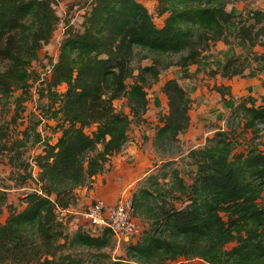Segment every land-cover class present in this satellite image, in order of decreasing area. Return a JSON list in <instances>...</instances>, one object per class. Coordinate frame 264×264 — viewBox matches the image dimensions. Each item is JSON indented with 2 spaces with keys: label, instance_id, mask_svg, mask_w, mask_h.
<instances>
[{
  "label": "trees",
  "instance_id": "obj_1",
  "mask_svg": "<svg viewBox=\"0 0 264 264\" xmlns=\"http://www.w3.org/2000/svg\"><path fill=\"white\" fill-rule=\"evenodd\" d=\"M243 1L156 0L153 15L139 0H91L80 31L65 25L56 62L39 91L45 100L42 114L54 123L50 130L58 136L32 158L36 188L22 197L20 210L6 206L7 217L0 223V264H83L66 250L100 252L112 246L107 229L96 236L77 230L68 237L58 211L75 205V190L86 187L110 157L122 151L130 126L141 123L147 111L146 90L162 70L195 64L217 43L228 44L233 25L240 42H260L264 10L237 15L226 10ZM51 4L0 0V105L19 91L14 113L28 99L30 66L59 23ZM154 17L161 19L160 26ZM254 60L262 61L264 55ZM245 67V61L229 58L219 76H242ZM129 79L132 83L127 84ZM161 91L167 111L152 145L162 150V158L171 159L168 150L189 125V107L175 81H166ZM120 99L128 113L115 109ZM228 117L224 133L215 132L203 147L187 153L188 165L195 167L189 184L168 160L162 163L169 167L164 173L148 175L133 192L132 212L145 215L150 223L127 246L125 264H165L178 258L264 264V153L256 142L264 131V105L255 106L247 97ZM38 138L35 134L33 143ZM7 141L8 128L1 123V150ZM25 141L24 136L14 139L7 148L14 150L9 162L23 166L24 172L27 165L18 163L21 153L14 147ZM238 146L243 149L236 151ZM24 176L31 178L30 172Z\"/></svg>",
  "mask_w": 264,
  "mask_h": 264
},
{
  "label": "rangeland",
  "instance_id": "obj_2",
  "mask_svg": "<svg viewBox=\"0 0 264 264\" xmlns=\"http://www.w3.org/2000/svg\"><path fill=\"white\" fill-rule=\"evenodd\" d=\"M150 13L154 15L156 0H139ZM91 0H52V7L59 17V23L53 36L46 46H43L37 59L32 62L30 71L33 74L29 81L30 87L28 99L22 103L19 111L14 113V99L19 95V91L13 93L10 99L0 105V124L7 125L8 141L6 149L0 147V223L7 217L6 206H13L20 210L22 207V197L34 191L36 188L34 179L37 170L33 165L32 158L40 152L45 142L54 143L56 133L51 132L54 123L47 121L42 114V106L45 100L39 97V91L43 87L41 83L48 79L52 66L56 62L59 42L63 37L65 25L68 24L75 31L81 30V23L84 14L89 9ZM227 12L232 15L245 13L248 10H264V0H245L241 3H234L226 7ZM157 26L161 25V19L154 17ZM235 26L230 27L231 36L228 44L217 43L208 51L202 53L195 64L180 68L171 65L162 70L158 80L151 84L147 92V111L142 116V122L132 124L119 157L117 166L122 167L121 171L129 170L131 173L139 170V176L147 174L153 170L154 173L161 170L166 171L169 167L176 168L180 177L186 184L191 182L195 167L188 165L187 153L192 149L201 148L215 132L224 133L226 131V121L228 114L242 99L250 97L255 106L264 105V60H254L264 55V37L254 46L242 43L234 35ZM229 58H236L246 62L242 76H236L227 80L219 76L222 64ZM176 58H172L175 61ZM147 61L141 62L142 65ZM172 79L186 93V101L189 107L188 117L190 121L189 129L181 132L177 137V142L168 150L171 155V165L162 167V150L152 148L151 141L154 138L156 127L160 125L161 117L166 113V99L161 89L163 84ZM127 84L132 83L129 79ZM225 87H229L228 93L224 92ZM64 86L59 87L62 92ZM224 93V96H221ZM117 111L128 113L125 107V100L120 99L114 102ZM14 113V114H13ZM25 141L23 146L14 147L20 154L19 162L27 165L26 172L23 166H13L9 159H12L14 150L8 151L11 141L20 139L21 133ZM35 134L38 135L39 142L33 143ZM250 136H246V141ZM259 149L264 153V131L260 133L257 141ZM243 149L237 147L236 151ZM163 159V160H162ZM113 169L110 164L108 171ZM30 172L31 178L23 179L25 173ZM163 172V173H164ZM143 186L140 181L137 186L133 185L121 189L116 201L127 197L131 200L133 192ZM85 189V190H84ZM93 189L92 182L80 190H75L77 201L75 205L65 211H58L59 218L65 225L64 232L70 237L75 231L81 230L89 235L93 234V229L88 225L83 217L86 208L97 198L90 196ZM80 191L82 195L80 194ZM176 207V201H173ZM131 218L137 225L138 237L148 229L150 219L146 216L131 213ZM137 236L123 243L113 242L111 247L104 248L100 252L89 251L81 248L69 250L82 259L83 264H125V254L127 246L133 244ZM133 242V243H132ZM165 264H206L199 259L178 258L175 261Z\"/></svg>",
  "mask_w": 264,
  "mask_h": 264
},
{
  "label": "built area",
  "instance_id": "obj_3",
  "mask_svg": "<svg viewBox=\"0 0 264 264\" xmlns=\"http://www.w3.org/2000/svg\"><path fill=\"white\" fill-rule=\"evenodd\" d=\"M131 213V200L124 197L111 206L101 200H95L86 208L83 217L93 229V234L98 235L102 229H107L112 235L113 242L120 244L124 240L130 243V240L138 237L137 225L131 218Z\"/></svg>",
  "mask_w": 264,
  "mask_h": 264
},
{
  "label": "crops",
  "instance_id": "obj_4",
  "mask_svg": "<svg viewBox=\"0 0 264 264\" xmlns=\"http://www.w3.org/2000/svg\"><path fill=\"white\" fill-rule=\"evenodd\" d=\"M169 80H172V79H169ZM229 90H230V88L228 87L227 93L229 92ZM228 116H229V114H228ZM190 124L191 123L189 121V125H188L187 129H189ZM226 130H227V124H226ZM152 141H151V145H152ZM152 148H153V145H152ZM120 154H121V152L110 157L109 161L105 165V169L103 170V172H101L100 174H97L93 178V180H92L93 189L89 192L90 196L97 198L96 200L103 201L108 206H111L116 202L118 193L121 189H123V188L125 189L126 187H130L133 185L137 186V184L140 181L145 180V178L148 175L154 174L153 170H150L147 172V174H143V176H139V170H137V172H135V173H131V171L129 170V173H128V170L121 171L122 167L117 166L115 168V163L117 164L119 159L124 158V156L119 157ZM162 162H164V161H162ZM110 164L112 165L113 169H111V171L109 172L108 168H109ZM83 188H85V187L78 188L77 190H80ZM80 194L82 195L81 191H80Z\"/></svg>",
  "mask_w": 264,
  "mask_h": 264
}]
</instances>
